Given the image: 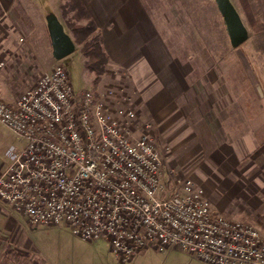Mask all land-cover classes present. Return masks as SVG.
<instances>
[{"label":"built area","instance_id":"1","mask_svg":"<svg viewBox=\"0 0 264 264\" xmlns=\"http://www.w3.org/2000/svg\"><path fill=\"white\" fill-rule=\"evenodd\" d=\"M131 99L123 88L76 89L64 64L16 100L0 99V122L18 142L0 200L33 227L106 240L124 262L153 248L208 264H264L260 228L217 211L194 178L167 174L152 124L139 121Z\"/></svg>","mask_w":264,"mask_h":264},{"label":"rangeland","instance_id":"2","mask_svg":"<svg viewBox=\"0 0 264 264\" xmlns=\"http://www.w3.org/2000/svg\"><path fill=\"white\" fill-rule=\"evenodd\" d=\"M141 1L187 72V82L198 89L203 83L212 87L208 96L215 99L210 103L216 112L210 116L220 121L221 130L210 129L209 115L196 119L192 114V92L177 99L178 112L160 124L142 102V90L126 68L108 63L102 80L95 85L80 45L76 43L74 52L56 59L46 18L51 12L57 14L74 38L61 8L65 0H12L9 7L0 0V58L5 60L0 70V99L16 100L42 73L58 64L68 67L76 89L123 88L132 98L139 121L152 124L167 174L173 169L178 175L194 178L224 204L225 214L252 222L264 234V220L252 207L256 184L264 179V163L255 160V147L264 138V29L254 31L241 1L232 0L249 30L248 39L233 47L215 0ZM246 4L264 25V0H246ZM72 15L70 12L68 17ZM15 141L0 122L1 162ZM228 157L237 158L239 163L231 168ZM165 255L158 251L139 253L124 262L114 256L106 241L84 242L64 225L33 227L21 214L0 203V264H205L171 257L166 261Z\"/></svg>","mask_w":264,"mask_h":264},{"label":"crops","instance_id":"3","mask_svg":"<svg viewBox=\"0 0 264 264\" xmlns=\"http://www.w3.org/2000/svg\"><path fill=\"white\" fill-rule=\"evenodd\" d=\"M83 1L99 26L104 46L109 54V64L114 67L126 68L129 71L135 84L142 90V102L148 107L149 111L157 115L160 124H164L169 120L168 117L172 113L175 115L178 112V109H175L178 105L177 99H180L186 93L192 92L195 99V109L193 110L194 113L192 111L191 113L197 117L196 119L209 115L207 117L211 119L212 123L209 126L210 129L215 132L221 130L220 121L213 118L216 111L213 110V105L210 103L215 99H210L208 96V89L212 90V87L207 88L208 83H203L204 87L198 89L197 86H192L191 83L187 82V72H183V68L178 64L164 38L160 35L141 0ZM3 4L5 7H9L12 0H3ZM172 108H174L173 111ZM168 109L172 112H168ZM210 113L213 115L210 116ZM16 143H18L17 139L11 145ZM8 149L6 150L5 160L0 161V174L9 162ZM228 159L233 164L231 168L239 163L237 158L228 157ZM255 160L264 163V138L255 147ZM231 163L229 162V164ZM256 185L258 190L254 193L255 199L252 200V207L264 220V179H259ZM205 191L213 207L225 214L227 209L224 204L219 203L215 199V195L213 196V193L206 188ZM1 202L5 203L0 200ZM79 239L85 242V240ZM106 242L109 244L108 241ZM155 251L158 250L146 248L140 252V256ZM161 253H166L165 260L171 257L178 261L189 260L192 263L199 260L208 264L195 255L178 249Z\"/></svg>","mask_w":264,"mask_h":264},{"label":"trees","instance_id":"4","mask_svg":"<svg viewBox=\"0 0 264 264\" xmlns=\"http://www.w3.org/2000/svg\"><path fill=\"white\" fill-rule=\"evenodd\" d=\"M240 1L246 11L251 28L257 32L263 31L264 25L252 16L246 0ZM61 8L63 16L67 18V25L73 33L75 42L81 46L80 51L86 58V67L94 74L93 82L97 85L102 80L106 66L110 62L99 26L83 0H65ZM70 12H73V15L68 17Z\"/></svg>","mask_w":264,"mask_h":264},{"label":"water","instance_id":"5","mask_svg":"<svg viewBox=\"0 0 264 264\" xmlns=\"http://www.w3.org/2000/svg\"><path fill=\"white\" fill-rule=\"evenodd\" d=\"M217 7L223 16L231 45L237 47L244 43L249 37V30L242 16L232 0H215ZM47 27L53 56L56 59H63L76 49V42L72 35L66 31L64 24L57 14L51 12L47 15Z\"/></svg>","mask_w":264,"mask_h":264}]
</instances>
